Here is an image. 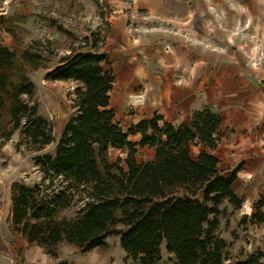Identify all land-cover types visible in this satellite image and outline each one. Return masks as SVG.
<instances>
[{
    "label": "trees",
    "instance_id": "trees-1",
    "mask_svg": "<svg viewBox=\"0 0 264 264\" xmlns=\"http://www.w3.org/2000/svg\"><path fill=\"white\" fill-rule=\"evenodd\" d=\"M99 40L92 33L84 40L89 48H74L46 74L51 81L77 83L74 114L54 153L34 159L41 181L32 188L13 183L12 231L52 256L61 243L89 252L117 235L137 264H167L163 248L172 264H225L229 243L219 234L220 207L240 210L244 200L232 188L236 171L223 172L213 153L220 118L203 110L189 125L174 126L156 115L125 132L110 108L114 75L108 55L97 50ZM28 68L48 69L41 54H19L0 41V128L7 139L19 131L20 144L40 152L52 143L53 127L30 101L36 86ZM130 135L140 136L139 142L129 141ZM137 146L154 149V159L137 162ZM111 148L127 152L118 160L126 169L109 161ZM72 208L73 218L61 216ZM247 220L264 227V194ZM234 264H264V252Z\"/></svg>",
    "mask_w": 264,
    "mask_h": 264
},
{
    "label": "crops",
    "instance_id": "crops-1",
    "mask_svg": "<svg viewBox=\"0 0 264 264\" xmlns=\"http://www.w3.org/2000/svg\"><path fill=\"white\" fill-rule=\"evenodd\" d=\"M98 1L112 9L107 40L97 43L109 57L112 93L145 98L147 115L134 124L159 115L189 125L194 113L210 110L221 121L214 155L224 148L236 171L234 193L244 198L236 183L245 193L261 189L257 200L264 194V0ZM6 183L0 178V263L11 233L14 182Z\"/></svg>",
    "mask_w": 264,
    "mask_h": 264
},
{
    "label": "rangeland",
    "instance_id": "rangeland-1",
    "mask_svg": "<svg viewBox=\"0 0 264 264\" xmlns=\"http://www.w3.org/2000/svg\"><path fill=\"white\" fill-rule=\"evenodd\" d=\"M125 2L128 3L129 0ZM93 3L98 10L89 15L87 0H0V41L19 54L23 49H31L41 54L48 68H28L27 72L36 86L35 96L30 101L37 105L39 115L46 118L53 127L52 143L40 152L20 144L22 141L19 131L7 139L3 128H0V178L7 182L5 188L11 182L32 188L41 181L42 173L34 159L41 154L54 153L66 123L74 114L72 104L77 83L51 81L46 79V74L74 48H89L84 40L90 38L92 33L100 38L99 47L104 45L112 9L104 1L94 0ZM52 21L56 25L52 24ZM58 26L72 35L59 31ZM140 97L136 99L127 95L121 98L119 94L112 93V104L117 114L115 120L125 132H128L139 118L147 115L145 98ZM24 99L29 100L28 97ZM128 139L131 142L140 140L133 135ZM126 156L127 152L120 148H111L109 151V161L124 169L125 161L118 160H124ZM154 156L155 151L150 147L137 146V162L150 161ZM218 157L222 163L221 170L226 174L232 173L234 166L227 162L228 156L225 155L223 147L219 150ZM235 189L243 194L242 208L234 211L227 203L220 207L219 234L229 243L225 264H234L246 260L250 254L264 252V227L253 224L250 220L244 221L246 216L251 215L252 203L256 201L261 189L245 193L244 186L239 183H236ZM3 192L2 190L0 206L5 210ZM75 211V208L66 210L61 216L73 218ZM10 230L4 250V256L7 257H3L0 264H137L127 258L117 235L109 237L107 245L102 249L96 248L89 252L61 243L57 247L56 256H52L44 247L29 245L22 236L12 231L11 226ZM162 252V261L172 264L168 261L172 255L168 254L165 248Z\"/></svg>",
    "mask_w": 264,
    "mask_h": 264
},
{
    "label": "built area",
    "instance_id": "built-area-1",
    "mask_svg": "<svg viewBox=\"0 0 264 264\" xmlns=\"http://www.w3.org/2000/svg\"><path fill=\"white\" fill-rule=\"evenodd\" d=\"M4 215H5L4 208L0 206V224L4 221V217H5Z\"/></svg>",
    "mask_w": 264,
    "mask_h": 264
},
{
    "label": "water",
    "instance_id": "water-1",
    "mask_svg": "<svg viewBox=\"0 0 264 264\" xmlns=\"http://www.w3.org/2000/svg\"><path fill=\"white\" fill-rule=\"evenodd\" d=\"M41 179V178H40Z\"/></svg>",
    "mask_w": 264,
    "mask_h": 264
}]
</instances>
